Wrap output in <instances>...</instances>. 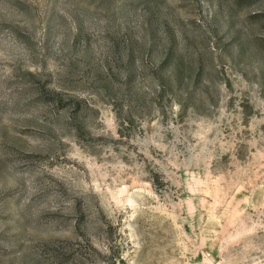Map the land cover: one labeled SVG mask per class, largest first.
Wrapping results in <instances>:
<instances>
[{"label":"rangeland","instance_id":"rangeland-1","mask_svg":"<svg viewBox=\"0 0 264 264\" xmlns=\"http://www.w3.org/2000/svg\"><path fill=\"white\" fill-rule=\"evenodd\" d=\"M0 264H264V0H0Z\"/></svg>","mask_w":264,"mask_h":264}]
</instances>
